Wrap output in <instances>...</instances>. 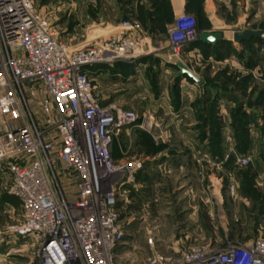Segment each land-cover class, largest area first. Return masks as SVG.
I'll use <instances>...</instances> for the list:
<instances>
[{
	"label": "rangeland",
	"instance_id": "374dc122",
	"mask_svg": "<svg viewBox=\"0 0 264 264\" xmlns=\"http://www.w3.org/2000/svg\"><path fill=\"white\" fill-rule=\"evenodd\" d=\"M33 1L49 13L52 25L71 45L116 38L121 23L135 19L143 37L151 39H146L150 45L144 42V49L156 47L155 52L137 57H149V64L135 72L133 81L105 85L100 94L95 89L101 104L134 110L146 127L114 138L110 147L113 157L136 165L123 200L122 218H132L124 238L131 254L123 264H141L150 255L147 237L152 235L155 205L168 202L172 205H164L183 207L187 200L177 202V197L185 186L177 187L185 182L204 187L191 201L199 207L200 226L189 228H201L206 237L176 242L170 235L174 220L165 215L162 241L159 245L154 241V249L178 261L188 250L203 261L234 250L233 264H248L253 255L264 258V38L233 39L238 31L264 30V0H188L176 12L169 0ZM180 16L193 23L194 36L178 56H172L174 27ZM203 32H220L222 38L215 44L204 43L199 37ZM153 53L182 62L198 81L177 76L178 67L168 68V74L162 72L165 78L156 79L159 70ZM120 88L123 90L118 91ZM142 181L147 186L144 192L134 188ZM74 183L70 171L59 170L56 185L67 204L77 198ZM2 187L0 264H38L32 240L16 232L22 220L19 201L4 198L7 194ZM163 194H168L165 201ZM202 195L209 202H202ZM203 203L208 204L211 216ZM257 243L262 246L257 248Z\"/></svg>",
	"mask_w": 264,
	"mask_h": 264
},
{
	"label": "built area",
	"instance_id": "2783aa9c",
	"mask_svg": "<svg viewBox=\"0 0 264 264\" xmlns=\"http://www.w3.org/2000/svg\"><path fill=\"white\" fill-rule=\"evenodd\" d=\"M193 34V23L178 17L172 56ZM144 42L130 19L116 38L71 45L33 0H0V185L19 201L16 232L32 240L38 264H121L123 200L136 165L113 157L110 147L146 127L134 110L101 104L89 67L135 59L148 52ZM60 169L73 174L77 198L69 204L56 185ZM154 241L147 237L151 253L141 264H233L236 252L203 261L188 250L178 261ZM254 260L264 264L257 255L248 264Z\"/></svg>",
	"mask_w": 264,
	"mask_h": 264
},
{
	"label": "crops",
	"instance_id": "0c3cea01",
	"mask_svg": "<svg viewBox=\"0 0 264 264\" xmlns=\"http://www.w3.org/2000/svg\"><path fill=\"white\" fill-rule=\"evenodd\" d=\"M186 1L188 2V0H169L171 7H172V11L176 12L177 10H180L181 7L185 6ZM146 39L151 40L150 37H144V41L146 42V44L150 45V42H147ZM152 47V46H151ZM154 50V52L156 51V47L153 45L152 49ZM150 49H148L147 51L150 52ZM157 53H153V57L152 58H157L156 59V69L159 70V74L155 75V78L158 80L165 78L166 76L164 74H162V72L165 73H169V69L168 68H176L177 69V63L167 60L164 57H161V55L159 57ZM169 58V57H168ZM149 64V57H140V58H136L135 60H127V59H121V60H117L115 62H113L112 64H105V63H101V64H96L92 67H89L90 73H91V78H92V84L94 85L95 89H96V93L100 94L104 91L103 86L105 85H115V86H119L122 85L124 83L127 82H131L133 81L135 78H137L136 75V71L138 69H140V71L144 68H146V66ZM176 65V66H175ZM176 72V71H175ZM175 72L174 75L172 77L175 76ZM182 82H186L185 79L182 80ZM187 86H190L189 83H187ZM123 90V88L118 89V91ZM137 132H141L140 129H136ZM123 135V134H122ZM164 163V162H162ZM158 165V164H157ZM156 165V166H157ZM182 170H180L179 172H181ZM186 171V170H185ZM167 172H170V170H168ZM188 174V171H186L185 175ZM201 183V182H200ZM202 184V183H201ZM156 188L157 186H160L159 183H156ZM185 189L182 192V194H180L177 197V202L181 201L182 199H186L187 202L183 203L184 206L183 207H179L177 206H165L166 205H172V203H168L165 202L164 204L162 203L157 204L158 206L155 205V207H158L157 210H155V213L153 215V219H152V224H153V231H152V235L155 238V242L158 243L157 245H159V243L162 241V232H161V228L163 225V221L165 220V215H169L174 221L172 223V229H171V233L170 235L172 237H176L175 241H182V240H188V241H197L200 239H204L206 237V234L202 231L201 228H199L200 231H197L196 229H191L189 228V225L194 226L195 227H199V207L193 205V203L191 201L194 200V196L197 193H203L204 187L203 185L201 186V189H198V187L195 186V188L193 186H188V184L185 182V184L179 185L177 188H181L184 187ZM146 182L142 181L137 183L136 189H138L139 191L142 189V191L144 192L146 190ZM165 201V197H168V194H163L162 195ZM145 198V197H144ZM204 198V199H203ZM201 200L202 202H209V200L206 197H203V195L201 196ZM156 201V199L154 200ZM219 203V202H218ZM147 201H145V203L143 204V207L145 209V207L147 206ZM160 206V207H159ZM203 207L206 208L207 212V216H211L212 214L209 211V207L207 203H203L202 204ZM144 211V210H143ZM146 211V209H145ZM124 215V213H123ZM132 218H126L124 217V220L126 221L125 224V237L127 235V231H128V224L131 221ZM143 222L147 221L146 216H140V218ZM172 222V221H171ZM184 227V229H183ZM151 233V232H149ZM130 236V235H128ZM209 238V237H208ZM128 242L124 241L123 242V246L118 248L117 250V254L120 256L121 258V262L123 264L124 259H127L130 257L129 254H131L130 251H128ZM159 248V247H158ZM159 250V249H158ZM141 259L137 260V263L139 261H141ZM133 264V263H132Z\"/></svg>",
	"mask_w": 264,
	"mask_h": 264
},
{
	"label": "water",
	"instance_id": "95a60500",
	"mask_svg": "<svg viewBox=\"0 0 264 264\" xmlns=\"http://www.w3.org/2000/svg\"><path fill=\"white\" fill-rule=\"evenodd\" d=\"M251 36L263 37L264 38V30H244L238 31L233 34V39L237 42L242 40H247ZM200 40L204 43L215 44L219 39L222 38V33L220 32H203L199 35ZM177 67L179 68L177 76L187 75L190 78L198 81V79L193 75V73L182 63L177 62Z\"/></svg>",
	"mask_w": 264,
	"mask_h": 264
},
{
	"label": "trees",
	"instance_id": "16d2710c",
	"mask_svg": "<svg viewBox=\"0 0 264 264\" xmlns=\"http://www.w3.org/2000/svg\"><path fill=\"white\" fill-rule=\"evenodd\" d=\"M11 197H13V196H10V195H5V197L4 198H9L10 200L12 199ZM13 198H15V197H13Z\"/></svg>",
	"mask_w": 264,
	"mask_h": 264
},
{
	"label": "bare ground",
	"instance_id": "6f19581e",
	"mask_svg": "<svg viewBox=\"0 0 264 264\" xmlns=\"http://www.w3.org/2000/svg\"><path fill=\"white\" fill-rule=\"evenodd\" d=\"M263 261H264V260H263ZM256 262H258V261H257V260H254V261L252 262V264H253V263L255 264Z\"/></svg>",
	"mask_w": 264,
	"mask_h": 264
}]
</instances>
